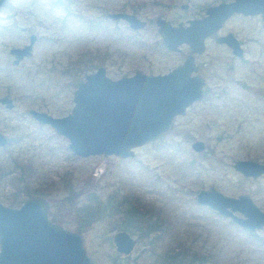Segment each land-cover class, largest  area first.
<instances>
[{
  "label": "rangeland",
  "instance_id": "1",
  "mask_svg": "<svg viewBox=\"0 0 264 264\" xmlns=\"http://www.w3.org/2000/svg\"><path fill=\"white\" fill-rule=\"evenodd\" d=\"M230 1L7 0L0 8V97L13 107L0 106V134L7 139L0 148V204L18 208L26 199H44L48 212L62 220L54 224L80 237L91 264H172L169 256L179 248L187 260L203 257L194 264H264V229L246 233L195 202L198 191L214 188L226 197L247 196L264 213V176L244 178L231 167L238 160L264 164L259 16L234 15L204 41L203 53L194 55L197 75L205 81L203 98L175 117L159 139L136 148L131 159L76 157L66 139L28 113L67 115L76 84L98 67L112 80L167 74L182 64L188 48L168 52L155 21L186 26L207 7ZM113 13L135 15L145 27L132 31L107 18ZM226 34L238 40L241 58L214 42ZM31 35V55L13 65L9 50L26 45ZM197 141L204 145L200 153L190 148ZM127 191L160 210L148 222H155L156 231L147 237L124 228L121 209L116 213ZM69 196V206L61 203ZM120 231L136 241L126 258L112 245Z\"/></svg>",
  "mask_w": 264,
  "mask_h": 264
},
{
  "label": "water",
  "instance_id": "2",
  "mask_svg": "<svg viewBox=\"0 0 264 264\" xmlns=\"http://www.w3.org/2000/svg\"><path fill=\"white\" fill-rule=\"evenodd\" d=\"M4 1L0 0V7ZM234 15L259 16L264 24V0H232L209 6L200 19L190 20L186 26H172L157 19L159 39L168 52L177 53L181 45L187 46L188 54L182 64L164 75L135 73L116 80L107 78L104 69L97 68L77 84L67 115L54 118L34 110L28 113L37 124L49 126L66 139L67 149L76 157L131 159L136 148L157 140L170 130L175 117L201 100L204 82L195 74L194 55L202 54L204 41ZM108 18L125 22L132 31L144 27V22L131 14L113 13ZM33 41L34 36H30L28 45L9 50L13 65L30 55ZM214 42L226 46L236 58L243 55L232 34L217 36ZM0 106L9 110L13 104L0 97ZM6 144L7 139L0 134V148ZM190 148L200 153L204 146L197 141ZM231 167L244 178L264 176V164L254 161L238 160ZM195 202L246 233L264 229V213L247 196L226 197L209 188L198 191ZM48 205L41 198L26 199L18 208L0 204V264H91L80 237L48 219ZM135 244L126 232L112 237L114 250L121 256H128Z\"/></svg>",
  "mask_w": 264,
  "mask_h": 264
},
{
  "label": "trees",
  "instance_id": "3",
  "mask_svg": "<svg viewBox=\"0 0 264 264\" xmlns=\"http://www.w3.org/2000/svg\"><path fill=\"white\" fill-rule=\"evenodd\" d=\"M42 194L43 193L40 192V195ZM69 194L75 195V193L73 192H70ZM69 197L62 199L61 203L64 204L66 203L67 206H69L72 201V198ZM121 201L122 202H119V204L116 205V213H118L119 211L118 209L120 208L121 209L119 212L121 214L120 222L122 223L124 228L133 227L135 230L139 232L140 238H142V236L147 237L150 235V233L156 231L155 222L152 223L153 226L148 225V222L154 220L156 216L159 217L160 215L159 209L155 208L151 204L144 202L141 197L135 195L131 191L125 192L124 195L121 197ZM109 203L110 200H107L106 204L111 205ZM97 207H99V205ZM103 207L106 208L105 206ZM48 218L52 223L61 224L62 222L61 218H57L51 215L49 212H48ZM143 222H145V227H146L145 230H142ZM154 239H157V237H155ZM202 258H203L202 256L194 254L191 257V259L187 260L185 250L179 248L176 253L170 254L169 261L172 264H192V263L194 264L195 261L198 260L200 261Z\"/></svg>",
  "mask_w": 264,
  "mask_h": 264
},
{
  "label": "flooded vegetation",
  "instance_id": "4",
  "mask_svg": "<svg viewBox=\"0 0 264 264\" xmlns=\"http://www.w3.org/2000/svg\"><path fill=\"white\" fill-rule=\"evenodd\" d=\"M6 1H7V0H5L4 3H5ZM4 3L2 4V6L4 5ZM2 6H1V7H2ZM1 7H0V8H1ZM126 14H128V13H126ZM108 15H109V14H108ZM108 15H107V18H108ZM131 15H132V14H131ZM133 16H135V15H133ZM135 17H136V16H135ZM136 18H137V17H136ZM108 19H109V18H108ZM137 19H138V18H137ZM110 20H111V19H110ZM139 20H140V19H139ZM112 21H113V20H112ZM116 21H121V20H116ZM141 21H142V20H141ZM122 22H123V21H122ZM143 22H144V27H145V21H143ZM124 23H125V22H124ZM125 24H126V23H125ZM126 26H127V24H126ZM127 27H128V26H127ZM144 27H143V28H144ZM128 28H129V27H128ZM31 36H32V35H31ZM29 37H30V36H29ZM214 37H217V36H214ZM34 42H35V37H34V41L32 42V46H33ZM28 43H29V38H28ZM28 43H27L26 45H28ZM24 46H25V45H24ZM24 46H22V47H24ZM32 46H31V49H30V55H31V51H32ZM22 47H20V48H22ZM9 55H10V54H9ZM30 55H29V56H30ZM29 56H28V57H29ZM11 58H12V61H13V57H12V56H11ZM24 59H25V58H24ZM194 64H195V63H194ZM195 66L197 67V71H196V73H195V74L197 75V73H199V69H200V68H199V66H197L196 64H195ZM98 68H102V69H104L103 67H98ZM96 69H97V68H96ZM96 69H95V71H96ZM95 71H94V72H95ZM94 72H93V73H94ZM90 74H92V73H90ZM90 74H87V75H90ZM104 74H105V76H106L107 78H109V77L106 75V73H105V69H104ZM85 76H86V75H85ZM85 76H84V77H85ZM197 76L199 77V75H197ZM200 78H201V77H200ZM109 79H110V78H109ZM201 79H202V78H201ZM202 80H203V82H204V85H203V88H202V94H203V95H202V98H203V96H204L205 81H204V79H202ZM83 81H84V79H83ZM83 81H81V82H83ZM79 83H80V82H79ZM79 83H77V84H79ZM77 84H76V86H77ZM75 88H76V87H75ZM74 90H75V89H74ZM73 92H74V91H73ZM73 92H72V94H73ZM202 98H201V99H202ZM12 104H13V103H12ZM190 106H191V105H190ZM190 106H189V107H190ZM2 107H3V106H2ZM12 107H13V106H12ZM189 107H188V108H189ZM188 108H187V109H188ZM11 109H12V108H11ZM187 109H186V110H187ZM186 110H185V111H186ZM185 111H184V114H185ZM184 114H183V115H184ZM183 115H181V116H183ZM172 121H173V120H172ZM171 126H172V124H171ZM167 132H168V131H167ZM165 133H166V132H165ZM165 133H164V134H165ZM162 135H163V134H162ZM162 135H161V136H162ZM161 136H160V137H161ZM160 137H159V138H160ZM159 138H158V139H159ZM155 141H156V140H155ZM152 142H153V141H152ZM147 144H148V143H147ZM203 146H204V145H203ZM120 256H121V255H120ZM121 257H122V258H124V257L126 258L127 256H121Z\"/></svg>",
  "mask_w": 264,
  "mask_h": 264
}]
</instances>
